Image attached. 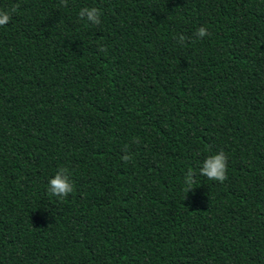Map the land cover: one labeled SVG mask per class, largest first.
<instances>
[{
    "label": "trees",
    "instance_id": "1",
    "mask_svg": "<svg viewBox=\"0 0 264 264\" xmlns=\"http://www.w3.org/2000/svg\"><path fill=\"white\" fill-rule=\"evenodd\" d=\"M15 5L0 264H264V0H0ZM221 150L227 180L187 193ZM61 166L63 200L47 191Z\"/></svg>",
    "mask_w": 264,
    "mask_h": 264
},
{
    "label": "clouds",
    "instance_id": "2",
    "mask_svg": "<svg viewBox=\"0 0 264 264\" xmlns=\"http://www.w3.org/2000/svg\"><path fill=\"white\" fill-rule=\"evenodd\" d=\"M61 5L67 7L68 0H60ZM19 5L13 6L9 10H0V27L7 25L11 20L13 15L16 13ZM102 11L100 8L92 7H82L79 12V17L87 22L99 25L101 24ZM197 38L203 39L205 36L211 35L206 26H201L196 30L195 33ZM187 37L183 34L179 35L178 43L183 44ZM101 51L106 52V48H101ZM125 162L130 160V156L125 154L121 157ZM227 169H228V156L221 150L216 154L209 155L203 162L202 166L199 168L197 173L193 169H188L186 173L185 183L187 187V193L194 188L192 185L196 182L195 177L197 174L207 177L209 180L219 181L223 183L227 180ZM48 193L52 196L58 197L61 200L66 199L69 194L75 191V184L71 177V173L67 167L61 166L55 173L54 177L48 182Z\"/></svg>",
    "mask_w": 264,
    "mask_h": 264
}]
</instances>
